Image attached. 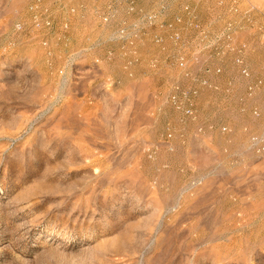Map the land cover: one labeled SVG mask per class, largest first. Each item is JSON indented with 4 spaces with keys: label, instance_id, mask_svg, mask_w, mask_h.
<instances>
[{
    "label": "rangeland",
    "instance_id": "374dc122",
    "mask_svg": "<svg viewBox=\"0 0 264 264\" xmlns=\"http://www.w3.org/2000/svg\"><path fill=\"white\" fill-rule=\"evenodd\" d=\"M253 137L264 0H0V264H264Z\"/></svg>",
    "mask_w": 264,
    "mask_h": 264
},
{
    "label": "built area",
    "instance_id": "2783aa9c",
    "mask_svg": "<svg viewBox=\"0 0 264 264\" xmlns=\"http://www.w3.org/2000/svg\"><path fill=\"white\" fill-rule=\"evenodd\" d=\"M236 63L241 68V74H242V76L245 77V78H247V79L250 78L251 77V74H250L249 70L244 66L242 59L237 58ZM221 72H222L221 69H216L215 70V74H217V75H220ZM260 84H261V82H258L256 85H251L248 88V91L252 94L254 92V90H255V86L257 87ZM203 85L208 86V82L207 81H203ZM196 94H197V92L196 91H193L192 93L189 94V96H195ZM252 144H253V146L257 147V152L258 153H264V145L262 144V140H260L257 137H253L252 138Z\"/></svg>",
    "mask_w": 264,
    "mask_h": 264
}]
</instances>
